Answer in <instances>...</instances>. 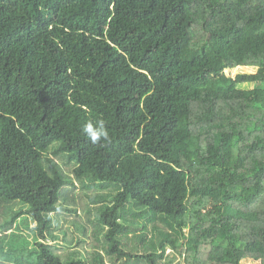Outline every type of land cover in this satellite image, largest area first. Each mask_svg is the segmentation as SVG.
<instances>
[{
    "label": "trees",
    "instance_id": "1",
    "mask_svg": "<svg viewBox=\"0 0 264 264\" xmlns=\"http://www.w3.org/2000/svg\"><path fill=\"white\" fill-rule=\"evenodd\" d=\"M182 263L264 264V0H0V264Z\"/></svg>",
    "mask_w": 264,
    "mask_h": 264
},
{
    "label": "clouds",
    "instance_id": "2",
    "mask_svg": "<svg viewBox=\"0 0 264 264\" xmlns=\"http://www.w3.org/2000/svg\"><path fill=\"white\" fill-rule=\"evenodd\" d=\"M82 133L93 143L96 144L101 140H108L109 132L106 128L104 120L86 122L82 129Z\"/></svg>",
    "mask_w": 264,
    "mask_h": 264
},
{
    "label": "rangeland",
    "instance_id": "3",
    "mask_svg": "<svg viewBox=\"0 0 264 264\" xmlns=\"http://www.w3.org/2000/svg\"><path fill=\"white\" fill-rule=\"evenodd\" d=\"M254 71L255 69L254 68H243V71ZM240 72V70H238V69H234V70H231V71H229L228 73H229V75L230 76H232V77H234L237 73H239ZM247 87H251L252 86V84H247L246 85ZM33 225V224H32ZM46 242H49V240H47ZM172 253V251L170 250V248H167L166 249V251H165V254L166 255H168V254H171ZM182 264H186V263H182Z\"/></svg>",
    "mask_w": 264,
    "mask_h": 264
}]
</instances>
